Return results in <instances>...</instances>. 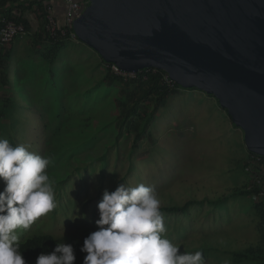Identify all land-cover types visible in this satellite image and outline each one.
I'll return each instance as SVG.
<instances>
[{
  "label": "rangeland",
  "instance_id": "rangeland-1",
  "mask_svg": "<svg viewBox=\"0 0 264 264\" xmlns=\"http://www.w3.org/2000/svg\"><path fill=\"white\" fill-rule=\"evenodd\" d=\"M31 38L16 37L7 74L0 66V96L10 97L12 109L9 121L0 117V139L51 158L46 171L54 181L56 207L29 229L18 230L20 238L45 232L72 243L87 229L95 231L103 190L122 183L153 187L161 207L214 199L245 184L243 132L213 95L182 88L169 95L147 117L136 145L133 133H117V86L104 80L100 55L78 38L52 53L47 50L52 44ZM252 211L242 195L219 206L191 204L181 214L161 212L165 235L181 253L202 251L205 264H237L228 251L258 246Z\"/></svg>",
  "mask_w": 264,
  "mask_h": 264
},
{
  "label": "water",
  "instance_id": "water-1",
  "mask_svg": "<svg viewBox=\"0 0 264 264\" xmlns=\"http://www.w3.org/2000/svg\"><path fill=\"white\" fill-rule=\"evenodd\" d=\"M77 38L133 72L156 68L213 95L264 156V0H88Z\"/></svg>",
  "mask_w": 264,
  "mask_h": 264
},
{
  "label": "clouds",
  "instance_id": "clouds-1",
  "mask_svg": "<svg viewBox=\"0 0 264 264\" xmlns=\"http://www.w3.org/2000/svg\"><path fill=\"white\" fill-rule=\"evenodd\" d=\"M29 147L0 139V264H26L18 230L29 229L56 207L54 181L46 171L52 160ZM160 207L156 190L143 183L103 190L96 205V230L83 238L79 249L86 253L82 264H205L202 251L181 253L166 237ZM75 261L73 245L64 242L35 258V264Z\"/></svg>",
  "mask_w": 264,
  "mask_h": 264
},
{
  "label": "trees",
  "instance_id": "trees-1",
  "mask_svg": "<svg viewBox=\"0 0 264 264\" xmlns=\"http://www.w3.org/2000/svg\"><path fill=\"white\" fill-rule=\"evenodd\" d=\"M7 3L9 4L7 6ZM36 6L42 15L46 12V6L42 0H0V15H5L7 18L21 21L26 25L28 29H31L30 22L26 17L29 12L34 11ZM35 44H41L43 42L52 44V48H48V52L52 53L56 50V47L61 46L67 39L59 41L49 40L43 32L42 28H38L36 31L28 34ZM10 46L6 48H0V66H2V73H6L8 67V58L10 54ZM105 67L104 80H107V84L110 87H116L117 97L115 100L117 126L119 130L127 133H133L134 144L137 145L146 131V126L150 120L152 114L155 113L160 107L164 106L169 95L176 93L181 86L172 82V86L164 80V76L167 75L162 70H153L156 68H146L140 71L134 78H123L115 75L111 72L110 64L101 59ZM7 74V73H6ZM189 89V88H182ZM196 88H190L195 90ZM0 117L6 116V120L9 121V117L12 115V109L10 107V97L0 96ZM152 107L153 110L149 111ZM230 117V116H229ZM146 118L143 124L139 121ZM231 119V118H230ZM11 122V121H10ZM4 131V130H3ZM0 129V132H3ZM248 156L251 154L247 151ZM246 172V182L242 187L232 189L230 192L221 194L214 199H191L186 201L182 205H167L160 207V211L164 214H181L184 213L191 204L202 205L206 202L209 206H219L225 204L229 198H237L242 195L248 196L252 204L253 220L256 223V228L259 232L258 246L245 247L243 250H233L229 252V259L233 263L237 264H264V198H259L257 201L253 200V195H259L261 188L257 184H250L247 174V163L243 165ZM63 181V180H60ZM93 229H87L79 239H76L71 244L74 247L76 253L75 264H82L83 256L86 253L79 251L83 244V238L88 235ZM57 243L53 237L45 232H35L23 238H20V250L26 260V264H35V258L38 254H47L51 252ZM211 250H214L213 246H209ZM208 249L204 248V252Z\"/></svg>",
  "mask_w": 264,
  "mask_h": 264
},
{
  "label": "built area",
  "instance_id": "built-area-1",
  "mask_svg": "<svg viewBox=\"0 0 264 264\" xmlns=\"http://www.w3.org/2000/svg\"><path fill=\"white\" fill-rule=\"evenodd\" d=\"M42 1L46 6L44 15L41 14L36 6H33L36 12H29L26 15L28 20L29 18L34 20L33 22L29 20L31 29H28L21 21H16L7 18L5 15H0V48L8 47L16 37L28 35L38 28L43 29L44 34L49 40H77L73 28L74 21L80 17L84 9L88 6V0H59L63 6V14L61 17L57 13H54L52 6L53 0ZM8 5L7 3V6ZM110 69L115 75L123 78H134L140 72L125 71L114 64H110ZM164 80L171 85V80L167 75L164 76ZM246 163L250 184H257L261 188L259 195H253V200L257 201L259 198H264V157L257 154H250L249 157H247Z\"/></svg>",
  "mask_w": 264,
  "mask_h": 264
},
{
  "label": "crops",
  "instance_id": "crops-1",
  "mask_svg": "<svg viewBox=\"0 0 264 264\" xmlns=\"http://www.w3.org/2000/svg\"><path fill=\"white\" fill-rule=\"evenodd\" d=\"M52 6H53V9H54V13H57L61 17V15L63 14V6H62L61 1H59V0H53ZM29 20L31 22L34 21V20L30 19V18H29Z\"/></svg>",
  "mask_w": 264,
  "mask_h": 264
},
{
  "label": "bare ground",
  "instance_id": "bare-ground-1",
  "mask_svg": "<svg viewBox=\"0 0 264 264\" xmlns=\"http://www.w3.org/2000/svg\"><path fill=\"white\" fill-rule=\"evenodd\" d=\"M167 74V73H166ZM168 76V75H167ZM168 78H169V76H168ZM170 79V78H169ZM171 80V79H170ZM172 82H174L173 80H171V86H172ZM175 83V82H174ZM250 153V152H249ZM251 154H253V153H251ZM258 155V154H257ZM261 156V155H260ZM264 157V156H263Z\"/></svg>",
  "mask_w": 264,
  "mask_h": 264
}]
</instances>
